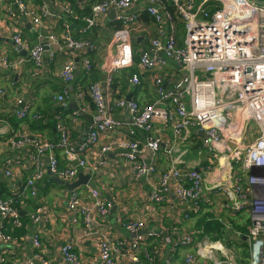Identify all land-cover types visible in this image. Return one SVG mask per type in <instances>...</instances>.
I'll return each instance as SVG.
<instances>
[{"label":"built area","instance_id":"2783aa9c","mask_svg":"<svg viewBox=\"0 0 264 264\" xmlns=\"http://www.w3.org/2000/svg\"><path fill=\"white\" fill-rule=\"evenodd\" d=\"M90 1V15L79 17L71 5L62 0H0V10L6 17L31 20L38 39H43V29L48 31L45 42L32 47L24 40L20 27L11 35L15 53H28L33 61L34 76L42 73L45 62L54 59L56 50L64 47L69 53V59L59 73L64 86L61 93L54 96L60 106L69 105L71 90L68 84L78 69L91 70L90 59L81 62L79 59L93 46L75 37L73 24L65 23L59 36V27H48L45 20L62 16L82 19L85 25L81 31L83 34L89 29H102L103 20L114 12V29L107 34L112 40L117 33H125L124 40L119 39L121 41L114 44L100 62L104 88L98 82L89 87L95 103V116L78 145L68 139L67 114L58 116V143L16 131L10 137L9 148L27 149L28 159L24 167H30L27 169H32V173L20 181V189L10 192L13 197L1 198L0 189V241L10 246L18 241L5 230L8 223L23 224L21 213L24 210L13 206L16 198H27L29 194L38 198L40 204L30 216L34 224L42 223L47 213L43 194L52 179L63 181L65 187L66 183H72L83 174L89 176L86 188L72 190L66 208L75 216L74 221L80 217L85 236L95 242L97 258L88 264H120L121 260L128 264L152 262L145 236L137 235L127 244L113 241L108 233L103 234L94 228V223L103 228L99 219L112 212L117 200L115 196L106 195L103 188L93 182L96 167H92L86 158H78V152L96 148L94 158L102 159L96 161L98 166L106 164L107 154L119 152L133 176L130 183L152 179L150 191L143 200L164 206L165 209L159 212L157 207L159 214L168 211L183 221L206 216L205 219L213 224L222 225L218 231L221 236L216 239L204 234V225L186 226L190 233L182 231L181 227L175 228L177 235L172 240L164 236L168 247L160 264H174L175 256L182 249L188 250L184 264H264V6L252 0H168L175 7L171 12L166 0ZM134 7L156 18L159 31H163L165 25L171 27L164 38L150 39V46L154 49L151 53L139 56L134 52L126 29L139 20L140 14ZM179 22L183 23L185 30L182 41L178 40L174 28ZM23 61L10 60L0 51V65L4 69L19 71ZM171 63L176 65L180 79L172 75L159 77L155 83L159 93L156 102L142 105L124 96L116 99L112 85L120 71L132 67L155 70ZM129 80L133 86L142 83L137 73H132ZM166 84L171 87L166 89ZM0 95H6L4 88H0ZM75 97L85 100L81 88ZM164 101L169 105L160 106ZM16 105L19 107L11 113L19 119L41 117L20 97L16 99ZM115 109L127 114L129 128L123 130L124 123L117 118ZM78 113L73 111L72 115ZM247 124L251 125L250 130ZM138 132H142L141 137L137 136ZM0 133H3L1 129ZM101 135L108 140L102 142ZM191 140L200 142L205 153L199 150L197 159L177 161L173 155L175 142L187 144ZM59 148L77 164L61 168L55 151ZM190 149L187 148V152ZM146 153L152 157L163 153L170 162L159 171V166L142 159ZM12 160L7 158L3 162L2 175L6 178L14 175ZM181 205L184 207L180 213ZM118 221L128 233L137 234L147 226L145 219L135 217L123 216ZM195 234H203L204 238L197 240ZM30 242L33 257L11 255L13 249L3 250L0 264H50L43 253L41 231L33 233ZM74 249L71 240L61 245L64 263L86 264Z\"/></svg>","mask_w":264,"mask_h":264},{"label":"crops","instance_id":"0c3cea01","mask_svg":"<svg viewBox=\"0 0 264 264\" xmlns=\"http://www.w3.org/2000/svg\"><path fill=\"white\" fill-rule=\"evenodd\" d=\"M78 2L79 7L81 9L90 8L91 6L90 0H78ZM133 9L139 12V19H143L145 18V16H147V13L143 10H140L138 7H134ZM110 14L108 16V19H106V17L103 20V22L105 23L104 26H107V30L103 31L101 30V28L96 30V33H104L102 37H98L101 41L100 45L96 50V61L98 63L96 71L94 70L90 72V70L89 72H86L85 70L80 68L78 69L76 73L77 75L75 76L73 81L68 84V87H70L71 90V94L68 99V107L75 105L79 108V111L82 112L80 113L78 111V115H72V112L75 110L68 108L62 113L57 112V114L54 115L53 111L60 106V104L54 100V96L61 93V90H58V87L61 88L62 85L61 79L59 77V73L62 66L58 68H52L48 66L47 63H44L42 73L34 76L32 74L34 64L31 65V62H29L30 59L28 53H19V55H15L11 35L15 28L20 27L23 32L24 40L28 43L30 39H38L36 29L32 25L30 19H22L21 17L11 19L6 17L5 13L0 10V51H2V53L4 54H7L11 60H24L22 68L19 71L7 70L2 68L0 65V88H4L6 90V95H0V114L5 116H10L9 114H11L16 119V116L11 113L19 107L18 105H16V99L20 97L23 100V103L31 104L33 99L32 93H38V96L40 95L39 101L35 102L39 103L41 101L39 105L44 106L45 109H47V104L51 105L49 113L45 116L41 115V122L36 126H34L31 122H29V120H27L22 121L15 127H13L14 124L12 125L11 121H5L0 119V129L3 132L0 133V182L2 180H6L9 182V193L21 188L20 181L23 180L25 177L29 176V174L27 175V173L30 171V169H27L30 167H24V165L26 164V160L28 159L27 149L25 147H21L19 149H12L11 147L9 148V139L11 137L9 133L10 131H16L24 134L30 133L35 137L40 136L39 138H41L43 141L57 142L60 138V134L57 130V124L59 122L58 116H63V114H67L69 120V127H72L76 132V134L73 133L74 136H72L70 140V134L68 131L69 135H67L70 143L78 145V142L87 134L90 125L94 121L95 107H91L88 103V100L85 101L77 99L75 97V94L79 88L82 89V86L88 87L91 81H93L91 78H95V82H98L102 88H104L105 86V82L103 80L104 75L100 70V62L103 59V51L105 45V50H107L109 48V45L107 46V44L111 42V37L109 38V35L107 33L114 29L115 20L112 19L114 15L112 14V12ZM58 20L59 19L57 18H49L46 19L45 22L47 23L48 27L52 25L58 26ZM72 24L74 25V23ZM179 24H181L180 27ZM149 25H151L149 27V32L155 37L164 38L165 35H167L171 29L169 25H165L164 30L159 31V28L156 23H150ZM177 26L179 27V31L177 32L178 40L180 39V41H182V38L185 34L181 36L180 30L181 27L184 25L183 23H178ZM175 27L176 26H174V28ZM126 29L128 31L129 38H131L132 40L133 49L136 55L151 53L154 50L153 47L150 46V39L152 38V36L147 37L141 34L132 35L133 26H128ZM43 42H45V37H43ZM69 56L70 55L68 53V59ZM133 68L136 69L134 71L143 72V75H141L142 83L140 85L133 86L129 81V77L132 71L123 70L120 71L118 76L116 77L121 79L118 88H121L120 92L122 96H131L132 100H135L141 103L142 105H147L156 102L159 98V93L157 92L155 82L152 81L150 77L151 71H154L153 73H156L157 75H163L164 77L172 75L173 78L180 79L179 71L177 70L176 65L174 63H171L165 68H157L155 70H144L141 68L137 69L136 67ZM11 80L15 81L16 83L18 82L17 88H14L15 86H12L13 82ZM114 82L116 81L114 80ZM170 87L171 85L169 84L165 85L166 89ZM53 88H55V90H53ZM51 93H53V95ZM48 96H52V102L50 101L46 103V97ZM116 96L117 94L115 93V97ZM168 105L169 104L167 101H164L160 104V106L162 107ZM114 113L116 114L117 118L123 121V130L130 127L128 116L125 112L121 111L120 109H115ZM65 126L67 128L68 123ZM137 136L141 137L142 132H138ZM197 136H201V134H197ZM100 140L102 142H105L108 139L106 138V136L101 135ZM196 143L200 142H195L194 140H191L187 144H185L182 141H176L175 150L173 151L174 158L177 161H193L194 158L198 155V152L194 158H189L187 148L188 145L193 146ZM90 150L91 151L78 152V158L82 156L92 164V167H96V173L93 177V182L96 185L102 187L104 192H106V195L117 197L116 204L115 207L112 209V212L103 219H99L101 222H103V228L98 224L94 223V228L96 230L100 231L103 234L108 233L113 241H123L129 244L134 240V237H130L132 233H128L125 230L123 225L119 223L118 218L124 216L125 218L135 217L138 219H145L147 224L145 230H148V233L142 235L146 237V241L149 244L150 242L155 241L154 237H156V232L161 233V235L163 236L167 235L165 233V230L161 226L163 224V220L164 223L172 225V229L185 226L193 227L199 221L198 218H192L194 220L191 219L183 221L180 216H175L166 210V212L162 215L159 214L158 212L160 209H165L164 206H162L161 204H148L145 203L143 200L144 197L150 191L152 179L135 180L134 184H132L130 183L133 179L131 171L129 170V167L127 166L126 162H124V160L122 159L121 154L119 152H111L107 154L106 164L98 166V163L96 161H102V159L98 156L94 158L93 152L96 150V148H92ZM52 153H55V151H53ZM146 154L143 155L142 159L150 161L155 165L159 166V171L162 168H165L167 163L170 162L168 157L163 153H159L153 157L150 156L151 154ZM56 155L59 158L61 168H66L70 165L77 164V161H72L69 157H67V155L61 148L56 151ZM7 158L13 159V164L11 168L14 171V175L9 178H6L2 175V172L4 171L3 162ZM45 160L48 161L49 158L46 157ZM77 180L75 179L74 181ZM74 181H72V183ZM84 186L85 184H81L79 187L84 189L86 188ZM79 187L77 188V190L81 189ZM65 188L67 187H64L58 180L52 179V183L43 194L44 205L46 206L47 213L42 219V223L34 224L31 221L29 224H27L26 227L28 228V233L23 236L22 239L17 238L18 241L14 246H12V248L2 249L1 246H4L5 243H2L0 241V254L4 252L3 250L10 251L13 249V251L10 252L11 255H27L28 257H33L34 250L32 248L30 238L32 237L33 233L41 231V241L42 243H44L43 253H45L46 257L51 262L50 264H65L60 254V248L61 245H63L66 241L69 240H71L75 244L74 251L82 259H84L86 264L97 258L98 250H96L97 248L95 247V242L90 241L85 236L80 217L78 221H74L75 216L70 213L66 208V201L72 192L68 188ZM157 207L158 212L156 211ZM183 207V205L179 206L180 213L182 212ZM23 213L24 211H22V214ZM33 228H35V231L33 230ZM99 229H104L105 231H101ZM167 247L168 246L165 245L162 250L156 253L157 257L160 258L161 261L163 259V256L167 253ZM186 251L188 250L182 249L176 255L180 256L178 259H175V256L174 264H184L183 260ZM120 264H128V262L121 260Z\"/></svg>","mask_w":264,"mask_h":264},{"label":"trees","instance_id":"16d2710c","mask_svg":"<svg viewBox=\"0 0 264 264\" xmlns=\"http://www.w3.org/2000/svg\"><path fill=\"white\" fill-rule=\"evenodd\" d=\"M62 1H66L71 5V9L73 10L74 14L78 15L79 17H83V16H89L90 12H91V6L90 8H86V9H81L79 7V2L78 0H62ZM166 2L168 3V9L171 12L175 11V7L170 4L168 2V0H166ZM14 12V9H13ZM156 18L150 16L147 14V16H145V18L143 19H139L138 21H136L135 23H132L130 26H133V33L132 35H144L147 37L152 36V38H155V36H153L150 32H149V27L151 25H149L150 23H156ZM69 22L70 24L75 23L74 24V28H73V32L75 34V37L78 38L79 40L85 41V42H89L93 48L92 49H86V51L82 54V56L79 59V62L83 61L84 59H90L91 61V71H96V67H97V58H96V50L99 45H100V41L99 38L102 37L104 35L103 32H97L96 30H88V32L85 33H81L82 30H84L85 25L82 22V19H70L69 17L66 16H62L60 17V19L58 20V30H57V34L59 36H61V32H62V27L65 23ZM182 23V22H179ZM157 24V23H156ZM181 26V24H179V27ZM178 26H176L177 32L179 31ZM101 30L106 31L107 30V26H104ZM48 35V31L46 29L42 30V36L46 37ZM99 37V38H98ZM151 38V39H152ZM62 40V39H61ZM43 39H35L32 40L30 39L28 41L29 45L35 46L39 43H42ZM15 55H19L16 54ZM139 56V55H138ZM10 59V57H9ZM30 59V56H29ZM11 60V59H10ZM68 60V53L67 50L63 47L60 50H56L55 51V55H54V59L48 62H45L48 64V66L52 67V68H58L63 66L62 64H64L66 61ZM31 65H33V61L30 59ZM136 70L135 68H131L130 71H132V73H137L140 77L141 80V75H143V72H139V71H134ZM154 71L150 72V77L151 80L154 81L156 83L157 79L159 77H164L163 75H157L156 73H153ZM131 73V74H132ZM130 74V75H131ZM93 81H91L90 85H88V87L86 86H82V90L84 92V98L85 101L88 100V103L90 104L91 107H95V103L94 100L92 99L90 92H89V87L91 86L92 83H95V78H91ZM120 80L119 78H116L115 81L112 85L113 87V93L117 94L116 99L117 98H121V88H118V86L120 85ZM13 82L12 86H15L14 88H17L18 82L16 83L15 81L11 80ZM130 81V80H129ZM142 81V80H141ZM82 83V82H81ZM62 87H63V83L61 85V88L58 87V90L62 91ZM53 90H55V88H53ZM32 109L34 110V113L38 114V115H47L49 113V110L51 109V105L47 104V109L44 108V106L39 105V103H36L34 99L38 98V93H32ZM53 95V93H51ZM51 97L52 96H48L46 97L47 102L51 101ZM45 98V97H44ZM45 100V99H44ZM35 102V103H34ZM52 102V101H51ZM154 103V102H153ZM152 104V103H150ZM10 116H5L0 114V119L1 120H5V121H11V124L13 125V127H15L16 125H18L20 122L22 121H27L29 120V122H31L34 126L38 125L41 122V118L40 119H33L32 117H25L24 119H19L16 117V119L14 118L13 115L9 114ZM15 115V114H14ZM68 123V126L66 128L67 134L69 131L70 134V140L71 137L74 136L73 133L76 134L75 130L72 127H69V120L68 117L65 119V125ZM55 127V126H54ZM11 137L13 135H15L14 131H10L9 132ZM68 134V135H69ZM40 137V136H39ZM16 140H18L16 138ZM55 142V141H54ZM58 143V141H57ZM198 146H200V143H196L195 145H193V148H197ZM55 151H58V149H55ZM32 173V169L27 173V175H31ZM9 182L6 180H2L0 182V189H1V198H10L13 197L12 193H9ZM40 201L38 200V198L33 197L32 195H28L27 198L25 197H20V198H16V201L13 202V206L17 209H19L20 211L24 210V213H21V221H22V225L21 226H17V225H13V224H6L5 226V230L7 233L11 234L12 236L18 238V239H22L23 236H25L28 233V228L26 227L27 224H29L31 222V216L30 214L35 212L37 206H39ZM206 216H203L199 219V221L196 223V226H201L204 225L205 227V235H207L209 238L211 239H216L219 238L221 236V233L219 234L218 231H220V229L222 228V225L220 223H212L209 220L205 219ZM162 228L165 230V233L167 234L168 237L171 238V240L173 239L174 235H177V231L175 229H172V225L168 224V223H164L163 220V224L161 225ZM181 230L187 233H190L191 231H187L186 226L185 227H181ZM195 237H197V240H202L204 238L203 234H199L196 235ZM155 241L150 242L148 244V249L151 251V256L153 257V261L149 262L148 260H145V264H160L161 263V259L157 257V254L160 250H162L165 245H166V241L164 239L163 235H159L154 237ZM180 256H176L175 259H178ZM160 261H159V260ZM247 263V262H246Z\"/></svg>","mask_w":264,"mask_h":264},{"label":"water","instance_id":"95a60500","mask_svg":"<svg viewBox=\"0 0 264 264\" xmlns=\"http://www.w3.org/2000/svg\"><path fill=\"white\" fill-rule=\"evenodd\" d=\"M253 2H255L256 4L260 5V6H264V0H252ZM112 14L114 15V12H112ZM111 15V14H110ZM127 99H131V96H128ZM21 106H23V104H21ZM74 109L75 111H79V108L75 105H72L70 107H65V106H59L57 107L54 111H53V114L56 115L57 112L60 113V112H63L64 110L66 109ZM80 113L82 111H79ZM88 178L89 176L87 175H83V174H80L79 176V179L73 183H66L65 186L69 189V190H74L76 188H78L81 184H86L88 182ZM56 179V178H55ZM58 180L62 185L64 184L63 181L59 180V179H56ZM148 233V230H141L139 231V233L137 234H134L132 233L130 237H135L136 235H142V234H147ZM2 249H9V248H12V246L10 245H4V246H1Z\"/></svg>","mask_w":264,"mask_h":264},{"label":"rangeland","instance_id":"374dc122","mask_svg":"<svg viewBox=\"0 0 264 264\" xmlns=\"http://www.w3.org/2000/svg\"><path fill=\"white\" fill-rule=\"evenodd\" d=\"M184 34H185L184 26H182V27H181V30H180V35L183 36ZM124 37H125V33H124V32H119V33H117L116 36H115L112 40H110L111 42H109V43L107 44V46L109 45V48H108L107 50H105V49H106V45H105V47H104V51H103V56H106V55H107L108 50H111V49L114 48V44H116V43H118L119 41H121V40H119V39L124 40V39H123ZM109 38H110V37H109ZM125 39H126V38H125ZM117 40H118V41H117ZM39 99H40V95L38 96V98H36V99H34V100L39 101ZM40 102H41V101H40ZM247 128H248V130H250L252 127H251L250 124H247ZM190 147H191V149H190ZM188 148L190 149V151L188 152L189 158H194L199 150H201V151L204 152V153H205V151H206V150L202 147L201 144H200V146H198V147L195 148L194 150L192 149V146H190V145H188ZM198 157H199V156L197 155L194 159H197ZM189 252H191V251L189 250Z\"/></svg>","mask_w":264,"mask_h":264}]
</instances>
